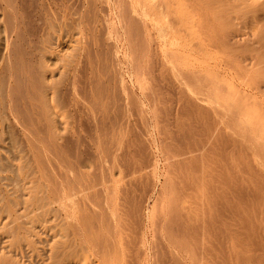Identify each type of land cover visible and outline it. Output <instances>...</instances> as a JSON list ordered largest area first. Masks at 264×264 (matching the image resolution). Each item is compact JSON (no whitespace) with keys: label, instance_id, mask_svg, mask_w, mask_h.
I'll use <instances>...</instances> for the list:
<instances>
[{"label":"bare ground","instance_id":"bare-ground-1","mask_svg":"<svg viewBox=\"0 0 264 264\" xmlns=\"http://www.w3.org/2000/svg\"><path fill=\"white\" fill-rule=\"evenodd\" d=\"M22 1L0 0L6 39L0 118L10 120L13 128L22 132L23 144L30 146L33 158L42 160V179L49 182L45 186H56L47 188L51 190L48 198L64 209L83 210L79 201L86 200L88 194L100 198L106 189L100 195L101 189L96 194L95 188L118 178L120 185L113 190L115 194L111 191L115 196L107 195L133 206L122 207L125 214L121 215L125 220L129 217V231L133 229L136 235L140 202L153 183L145 170L152 166L154 156L147 154V145L144 147L139 137L146 122L144 114L149 112L159 132L158 141L152 143L172 160L154 206L159 227L156 264H264V0H113L119 13L114 14L121 17L128 39L125 43L130 47V59L124 56V62L129 66L139 63V68L131 67L137 72L141 97L123 83L121 64L113 58L116 54L111 55L113 46L108 43L102 54L104 43L95 41V4L101 1H41L35 14L31 5ZM60 19L70 20L71 26L78 28L75 33L79 38L72 47L74 53L61 58L57 69L60 80L55 81L48 75L52 71L41 52L48 44L46 26ZM195 112L199 121H190ZM131 116L138 117L134 123H130ZM200 126L218 132L212 145L225 147L222 154L211 149L196 153L211 140L206 131L199 138L192 135V129ZM88 132L86 141L83 133ZM171 138L180 149H174L177 143L171 147ZM81 140H90L91 145L86 143L85 150ZM87 151L99 163L110 159L112 164L104 163L111 165V173L103 172V165L96 173L94 160L81 164L79 155ZM209 153L221 155V161L209 163ZM70 156L79 158L80 163L71 161ZM79 165H87L89 171L92 166L95 172L87 170L88 176ZM105 219L104 215L97 219L101 221L99 230H107ZM105 234L95 232V247L103 256L105 247L99 244ZM105 259L104 264L113 263Z\"/></svg>","mask_w":264,"mask_h":264},{"label":"rangeland","instance_id":"rangeland-1","mask_svg":"<svg viewBox=\"0 0 264 264\" xmlns=\"http://www.w3.org/2000/svg\"><path fill=\"white\" fill-rule=\"evenodd\" d=\"M23 1L22 2L24 4H26V6L31 5L30 8L34 14H35V11L37 10V8L40 7V4H42L41 1H43V3H50V1H51V3H53L52 0H46V1L45 0H26V1L23 0ZM29 1H32V3ZM95 1L97 2V0H95ZM99 1H101L100 4L98 2L97 3L95 2L96 4H95V13L94 14H95V22L97 21L95 23L96 29L94 31L95 32L94 37L96 36L95 41H97V45L100 43L102 45L104 43V45H102V47L100 49L102 51V54H105V52L107 51L108 43L111 44L110 47L113 46V47H111V49H112L111 55L113 56L116 54L115 56H113V58L115 57L119 60V62L121 64V67H119V68L120 69L122 68V70L118 69L121 72H119L118 70H116V71H118L120 73L121 78L123 80V83L125 82L124 83L125 86L128 85V86H126V88L129 91H133L132 93L137 95V97H141V90L138 86L139 82H137L138 81L137 72L134 69L135 67H137L139 65V63H138L139 61L137 62L138 63L137 66L133 65V64L131 65L134 68L129 66L130 64L128 62L129 61L128 59H130V58H128V57H129V53H130L129 52L130 47H129L128 43H125L128 39L126 40L127 36L124 34L125 29L123 28L122 21L119 20V19H121V17L119 15L116 16L117 14H119L118 9H117L118 8L117 4L116 3L114 4L115 1H113V0H112L113 2H111V0H99ZM111 3L113 4V6ZM32 4H33V6H32ZM86 5L87 4L85 1V10H87ZM101 5L105 9H103L102 7L100 8ZM104 5H105V7H104ZM115 5H116V7H115ZM62 9L64 11H66L65 10L66 8L63 7ZM114 13L115 14L117 13V14L115 15ZM0 15H1V12H0ZM104 16L106 19H104ZM118 17H119V19H118ZM106 20H108V22ZM104 21H106V22H104ZM118 21H120V22H118ZM53 23H51V25L52 24L54 25V26L52 25L51 29L49 28L51 25L50 26L48 25L49 27L46 26V29L47 28L48 29L47 30L45 29V31H48V32H46V36L48 33V36H49L48 40L49 41L47 40V43L49 45L48 44H46V45H47V48L49 47V49L46 48V49L42 50L41 53L45 55V57H46L45 59L47 60V64H48L50 70L52 71V73L49 72L48 75L49 76L53 75L55 77L54 80L58 81V80H60V79H58L60 77V75H58L59 73H57L58 72L57 69H58V67L60 68V66H59L60 60L64 55H69L68 53H70L73 50L72 47L73 48L76 47L75 43H76L77 38H79V37L77 35L78 34L77 29L78 28L75 29L76 27L73 25H72L73 26L72 27L70 20L68 21V19H62V20L60 19L59 21L55 20ZM118 23H121L120 26L122 28L119 27ZM110 25H112V26H110ZM2 26H3L2 25V19L0 16V74L2 72L1 71L2 67L4 66L5 61H6V59H4V58H6V39H5V35L3 33V27ZM104 26L107 30L104 28ZM115 27H118V28L115 29ZM113 28L115 29L114 31H116L117 29L118 30L116 32H114ZM119 28H121V29H119ZM63 30H65V31L63 32ZM101 30H103L104 32H102ZM109 30H110V32H109ZM121 30H123L124 32L122 33ZM66 32H68V33H66ZM75 32H77V34ZM119 32H121V33H119ZM117 33L119 35L117 36V39L115 40L114 38L116 37ZM93 34L94 33H92L90 36H88L87 34H85V35H87L88 39L91 40ZM108 35H110V36H108ZM112 35H113V37H112ZM120 36L121 37L124 36V37L121 38ZM84 37H86V36H84ZM89 37H91V39ZM119 37L121 40L119 39ZM101 38H102V40H101ZM99 39H100V41H99ZM118 39H119V41H117ZM103 40H104V42H103ZM114 44L117 47H115ZM95 47H96V42H95ZM124 47L126 50H123ZM90 49H91V51H94L93 47H90L89 50ZM114 49L117 52L114 51V54H113ZM95 51H96V48H95ZM101 51H99L100 54H101ZM72 53H74V52L72 51ZM124 56H126V60H128L127 62H126V60L124 62ZM115 60L116 59H114L112 62H115ZM118 60H116V61H118ZM137 63H134V64H137ZM117 64H119V63L117 62ZM120 64L118 66H120ZM125 66H128V67H126L127 69L125 68ZM130 68L131 69L133 68L135 70L134 75H136V79H135V77H133L134 75H132L134 73L133 72L134 70L131 72V70H129ZM138 68H139V66H138ZM138 68H136V69H138ZM128 71H130L131 73ZM124 74H125V76H123ZM124 77H125V80H124ZM49 81H50V79H49ZM1 86H2V83L0 80V90L2 88ZM118 94H121V92ZM114 97H115V95H114ZM0 117H1V115H0ZM144 117L146 119V122H145V124L143 123V125L141 126L142 133L144 135L140 133L141 135H139V137L142 140L144 147L147 145V147L145 148V151L147 152V154L150 156H154L153 157L154 159L152 160V166L149 169L145 170V172L151 174L150 179L151 180L153 179V183L151 185L152 186L151 189L148 192V195L144 198L143 203H142V201L140 202L142 205H141V210L139 211L140 214L138 213V215L140 216L141 219L136 225L138 228V233L136 235H133L134 231H133V233L131 232L133 229L131 231H129L130 226L128 227V225H130L132 223L129 224V221H128L129 217L128 216H126L127 220H125V217L123 216L125 214L123 212H125V211H122V207L123 208L126 207L127 209H129V207L131 208L133 206L130 203H129V205H131V206H129L128 204H124L126 202L123 203V201L121 203L118 200V198L109 196V195H113L116 187L118 185H120V183L118 184V182H117L118 178H115L114 179L115 181L112 179H109L104 184H100L99 186H97L95 188L96 194H97L96 191H98V189L99 190L101 189L99 191V194L101 193V191H104V188L106 189V191H104V193L105 192L106 193L103 195V192H102V195L100 194L101 195L100 198L98 197V195H96V196L92 195V197H95L93 200L91 195L87 193L89 197L87 196V199L84 200L83 202L79 201L80 206L83 207V210H81V209H80L81 211L79 210L80 212L74 211V209L72 210L71 207L65 208L66 210L62 207H59V204L57 202H52L53 200L50 199L51 198V195H50L51 190L52 189L54 190L53 187L55 186V184H53L51 182L54 181V183H56V185L59 183L56 180L51 178L52 179V180L50 179L51 180V182H50L51 183L50 184L51 190H48L50 188H48L45 185L47 183L49 185V182L45 183V180L42 179V173L40 172V169L42 167H44L43 163H40V162H42V160L39 159V160H41V161H39L38 159L35 160L33 158V154L31 152L32 149L30 148L29 145L26 144L25 141H24V144H26V147L24 146L25 147V149H24V147H23L24 144H23V139H22L23 135L19 129H17V131H16V128H13V126L10 124L11 123L10 120L6 119V117H2V119L0 118V264H11L12 261L16 262V264H104L103 259H105V258L106 259L104 260V262L108 261L109 263H111V261H112L113 263H111V264H129V263L130 264H156V263H158V258H157V254H156L157 253V249H156L157 234H156V232H157L159 227H158L157 218H154V206H155L157 200L159 199L158 197H160V193L163 189V184H164L163 181L168 174L166 170H168L169 162L172 160L167 159V157L165 155L163 156V154H165L162 151L163 147H159L160 150L162 149L161 151L159 150L161 152V153H159L158 148L156 149L157 146L155 144L153 145V143L156 140L158 141V139H159L157 121L154 118H152V115L149 112L145 113ZM137 118L138 117H136V116H131L130 123H134ZM184 118L186 119V117H184ZM190 118H191L190 121H199V119H200L198 113H196V112L191 114ZM192 130L193 131H191V133L193 132L194 136L196 138H199V136L205 134V131H206V134L211 136L210 142L206 146H204L203 148H199V150L196 153L204 154V153H206V150H208V149L214 150L216 153L218 152V154L223 153L221 151L224 150L225 147H223L221 145L220 146L218 145V147H216V145H214V144H213L214 145V147H213V145H212V143L214 142L213 140H215L216 138L219 137V135L217 134L218 132L215 131L213 129V127L200 126V127L195 128V129H192ZM214 131H215L216 137L214 136ZM193 133H192V135H193ZM83 134L87 137L86 141L88 139H90V137H89L90 133L89 132L83 133ZM171 140L172 141L169 140V142L171 144V147L174 148L175 147L174 145L177 142L172 138H171ZM86 141L83 142L81 140V142H83V144L85 143V145H84L85 150H86V147L88 144L91 145L90 140L88 141L89 143ZM86 143H88V144H86ZM148 146H150V148H152V150H148V148H149ZM160 146H161V144H160ZM179 146L180 145H178V143H177L176 147L174 149H176V148L180 149L181 146L180 147ZM84 147H83V149H84ZM92 147H93V145H92ZM92 151L96 152L95 149L94 150L92 149ZM86 155L88 157H91V154H89L88 151H87V153L85 152V154H83V152H82V154L79 155L80 159H83V160H80L81 164H84V162H86L85 164H87V162L91 163L94 160L92 162V164L94 166L92 164H90V165H92L93 167H95L96 165L99 166V167L96 166L94 168L96 173L100 172L102 165H103V169L106 168V170H103V172L106 171L105 172L106 174L111 173V167H110L111 165H109V166L107 165V167L105 165V163H107V164L111 163L112 164L110 159L103 158L101 160L102 161L101 163H103V164H101V163H99L100 160H96L95 158H93V153H92V157L90 159L88 157H86ZM209 155H210V158H208L209 163L214 164L217 161H221V159H220V157L222 158L221 155L219 157L214 156L213 154H210V153H209ZM163 157L164 158L166 157V159H164ZM84 158H86V159H84ZM28 159H29V161H28ZM75 159L70 156L71 161L76 162L78 160L77 162L80 163L79 158L78 159L75 158ZM104 159L105 160L108 159L107 162L104 161ZM108 161H110V162L108 163ZM154 162H155V166L153 165ZM35 163L37 165H35ZM89 163L87 165H89ZM100 164H101V166H100ZM34 165L37 168H35ZM87 165H85L86 167L84 165H82L86 169L80 165H79V167L81 168V170L84 169V171L82 170V172H85V174L87 173L89 176L90 173L95 172V171L94 170L92 171L91 169L93 167L90 166V171H92V172H90L89 168L87 169ZM200 165H202V164H200ZM24 166H27V167H24ZM29 167H30V169H29ZM109 167H110V169H107ZM153 168L155 169V171ZM38 169H39V172L41 174H39V172H37ZM87 170L90 173H88ZM107 170H108V172H107ZM38 176H40V178ZM42 180H43V182H42ZM43 183H44V185H43ZM51 185H52V187H51ZM107 189H108V191H107ZM44 190H46L45 191L46 193H44V195H43ZM48 192H49L48 195L50 196V198H48L49 197L47 195ZM108 192H111V193H108ZM107 193L109 195H107ZM107 196H109V197H107ZM113 196H115V195H113ZM43 198H45V199H43ZM90 198H92V199H90ZM94 201H95V203H94ZM102 201H104V204L105 203L106 204L104 205L102 203ZM50 202H51V204H50ZM65 202L69 203V200H67V201L65 200ZM90 202L93 204H90ZM99 202H100V204H99ZM47 203L50 205H48ZM122 204H124V205H122ZM84 206H85V209L87 208L86 210L84 209ZM97 207H98V209H97ZM92 208H94V209H92ZM126 208L124 210H126ZM74 212H76V213H74ZM83 212H85V213H83ZM113 212H114V214H113ZM121 212L123 213V215H121ZM96 215L97 216L99 215L98 216L99 218H96L97 217ZM100 215H104L106 218L105 221H107V224H108L107 228H106L107 230H105V229L99 230V229H101V227H100L101 221H98V220H100ZM83 216H84V218H83ZM122 220L125 221V224L122 223L123 222ZM82 222L85 224V226H83L84 224ZM96 222L99 225H97ZM133 225H135V224H133ZM92 226H94V227L92 228ZM97 226H99L100 228ZM95 228H97V231ZM83 229H84V231H83ZM81 231H83V232H81ZM90 231H92V232H90ZM86 232H87V234H86ZM95 232L101 233V234L106 233L107 235H109V236H107L105 234L104 240H102V242L99 244L100 247H103V246L105 247V250H104L105 255L104 256L101 253H97L98 248L95 247L97 245L95 243ZM93 234H94V236H93ZM126 234H127V237H126ZM120 237H122V238H120ZM88 238H89V240H88ZM119 239H121L120 241H122V240H124V241H122L120 243ZM132 239L133 240L136 239V240L133 242ZM90 240L93 243H91ZM127 240H129V242ZM124 242L127 245H125ZM130 243L132 244V246H130L131 245ZM122 245H123V247H121ZM68 246H69V248H68ZM137 257H138V259H137ZM117 261H119V263Z\"/></svg>","mask_w":264,"mask_h":264}]
</instances>
